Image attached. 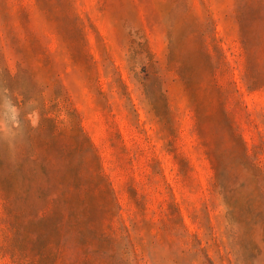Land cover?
Returning a JSON list of instances; mask_svg holds the SVG:
<instances>
[{"label":"rangeland","instance_id":"374dc122","mask_svg":"<svg viewBox=\"0 0 264 264\" xmlns=\"http://www.w3.org/2000/svg\"><path fill=\"white\" fill-rule=\"evenodd\" d=\"M0 264H264V0H0Z\"/></svg>","mask_w":264,"mask_h":264}]
</instances>
